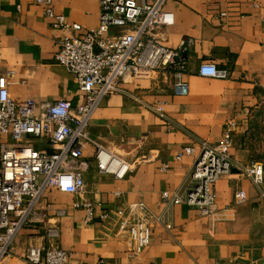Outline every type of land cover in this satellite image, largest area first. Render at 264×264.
<instances>
[{"label": "crops", "instance_id": "1", "mask_svg": "<svg viewBox=\"0 0 264 264\" xmlns=\"http://www.w3.org/2000/svg\"><path fill=\"white\" fill-rule=\"evenodd\" d=\"M55 8L86 30L100 25V0H55ZM166 9L175 22L166 29L165 44L179 48L185 41L188 92L175 90L172 75L124 81L121 91L95 111L90 138L128 161L131 169L122 179L100 172L97 147L88 142L85 191L75 195L49 189L46 200L69 209L59 220L60 236L52 241L72 252L66 264H264V185L256 186L244 171L234 167L217 181L216 205L209 215L162 199L165 191L186 189L201 153L199 141L217 144L229 121L236 123L233 161L264 163V0H169ZM221 11L229 13L224 20ZM65 34L37 0H0V77L11 72L9 90L16 101L85 103L76 76L56 58ZM204 62L227 69L229 77L201 75ZM159 104L165 118L154 109ZM3 142L12 139L0 134ZM34 143L51 150L46 139ZM241 190L247 193L244 201L238 198ZM78 200L95 204L93 223L85 222L83 207H74ZM134 202L147 204L163 219L155 221L152 243L139 257L132 256L118 221L100 217ZM42 226L24 228L4 264H32L25 252L44 241Z\"/></svg>", "mask_w": 264, "mask_h": 264}, {"label": "built area", "instance_id": "2", "mask_svg": "<svg viewBox=\"0 0 264 264\" xmlns=\"http://www.w3.org/2000/svg\"><path fill=\"white\" fill-rule=\"evenodd\" d=\"M37 1L44 5L46 15L54 19V26L66 32L59 41L56 58L76 76L85 103L74 105L65 99H29L20 103L10 94L11 72L0 77V134L12 139V143L0 144V264L11 254L24 228L41 225L44 241L30 245L25 259L32 264H66L70 260L71 251L52 243L60 236L59 220L69 209L56 207L46 200V195L52 188L75 195L85 191V149L88 142H94L88 128L101 103L121 91V83L172 75L177 79L175 90L188 92L182 52L185 41L179 48L165 44L166 29L175 22L174 13L166 9L169 0H100V25L87 30L59 14L55 0ZM228 14L221 11L219 18L224 20ZM83 30L84 34L79 35ZM199 72L207 77H229L227 69L213 62L202 63ZM154 109L162 118L166 117L162 105ZM235 129V121H229L217 144L200 140L201 153L189 173V185L183 192L165 191L163 201L169 205L185 203L209 215L216 205L215 184L234 167L262 188L264 163L252 160L243 166L231 157ZM36 139L48 140L51 150L37 147ZM94 144L99 171L124 178L131 164L100 143ZM261 191L264 197V190ZM238 198L246 200L247 193L239 191ZM74 207H83L85 222L93 223V202L78 200ZM100 217L104 222L118 221L133 257H139L151 245L153 225L156 220L163 221L143 202L121 206L113 214L103 212ZM167 228H172V224L167 223Z\"/></svg>", "mask_w": 264, "mask_h": 264}]
</instances>
